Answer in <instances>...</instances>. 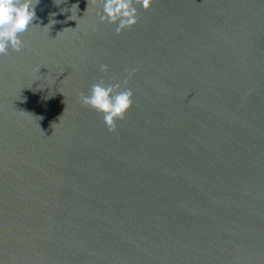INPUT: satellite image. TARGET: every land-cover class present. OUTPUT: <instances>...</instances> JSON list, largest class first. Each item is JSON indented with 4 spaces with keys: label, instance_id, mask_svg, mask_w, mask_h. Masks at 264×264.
I'll list each match as a JSON object with an SVG mask.
<instances>
[{
    "label": "water",
    "instance_id": "1",
    "mask_svg": "<svg viewBox=\"0 0 264 264\" xmlns=\"http://www.w3.org/2000/svg\"><path fill=\"white\" fill-rule=\"evenodd\" d=\"M59 2L0 56V264H264V0H151L119 35ZM101 79L133 92L114 132Z\"/></svg>",
    "mask_w": 264,
    "mask_h": 264
},
{
    "label": "clouds",
    "instance_id": "2",
    "mask_svg": "<svg viewBox=\"0 0 264 264\" xmlns=\"http://www.w3.org/2000/svg\"><path fill=\"white\" fill-rule=\"evenodd\" d=\"M150 2L151 0H100L103 10L100 21L117 25L115 31L119 35L121 31L131 29L137 23L136 6L147 10ZM38 3L39 0H0V56L8 55L9 49L20 52L25 47L21 36L33 26L32 22L36 18L35 5ZM55 3L60 4L59 0H55ZM100 70L106 72L107 66L101 65ZM136 71L138 69L129 72V78ZM124 84H127V80ZM78 95L82 106L102 115L109 132L116 130L117 121L125 118L133 104V92L130 89H122L118 83L106 85L103 79L91 86L88 95L82 92Z\"/></svg>",
    "mask_w": 264,
    "mask_h": 264
}]
</instances>
